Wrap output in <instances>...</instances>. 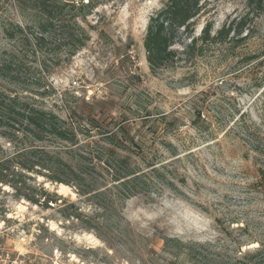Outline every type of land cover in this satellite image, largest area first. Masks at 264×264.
<instances>
[{"label": "rangeland", "instance_id": "obj_1", "mask_svg": "<svg viewBox=\"0 0 264 264\" xmlns=\"http://www.w3.org/2000/svg\"><path fill=\"white\" fill-rule=\"evenodd\" d=\"M167 1L100 0L80 22L90 37L85 47L74 55L66 48L59 50L65 41L62 30L55 29L45 35L47 49L37 56L44 54L47 59L43 76L54 88L47 99L65 120L70 119L69 109L77 117L98 113L107 122H129L136 134L148 114L150 126L161 123L159 114L177 113L182 122L179 133L165 138L179 146L190 145L193 153L176 164L182 176L175 178L176 189L165 187L151 197L118 204L110 216L74 187L42 176L34 180L50 192L48 208L16 199L14 190L4 188L0 203L9 212L0 214V264H167L170 256L163 251L162 240L166 236L211 242V250L230 264H249V254L259 248L254 239L264 248V200L251 188L242 193L258 180L264 158L257 160L238 135L222 137L224 129L218 131L219 144L208 146L190 125L193 112L188 104L198 92L206 91L205 116H220L227 122L239 110L246 112V119L264 123V0H199L202 16L197 34L206 21L216 31L232 20L244 19L247 27L254 28L253 37L224 56H199L195 63L180 62L154 73L144 39L150 18ZM28 15L12 0H0V48L10 43L3 24L27 27L32 23ZM33 34L38 35L29 30L28 35ZM254 54L260 56L247 61ZM158 148L165 152L161 144ZM250 194L258 199L248 207L252 218L248 230L241 231L228 222L224 205L231 202V210L238 209ZM95 228L101 229L105 241ZM89 236L99 242L89 241Z\"/></svg>", "mask_w": 264, "mask_h": 264}, {"label": "trees", "instance_id": "obj_2", "mask_svg": "<svg viewBox=\"0 0 264 264\" xmlns=\"http://www.w3.org/2000/svg\"><path fill=\"white\" fill-rule=\"evenodd\" d=\"M99 1L12 0L23 15H30L32 23L27 27L14 22L2 26L10 43L0 48V192L6 191L7 186L14 190L16 199L48 208L51 194L34 180L42 176L74 187L80 196L111 216L118 204L126 205L138 196L151 197L165 187L175 190V178H182L176 164L183 161V156L191 157L193 151L190 145L179 146L165 138L179 133L182 122L175 112L159 114L161 123L150 126L152 116L148 114L136 134H132L129 122H107L98 113L77 117L76 111L69 109L70 119L65 120L55 112L56 104L47 99L54 88L43 76L48 71L47 59L44 54H37L47 49L45 35L55 29L62 30L61 39L65 41L58 45L59 50L66 48L69 55H74L85 47L90 37L80 22L87 19ZM198 5L199 0H168L150 18L144 47L154 73L180 62L195 63L199 56H224L253 37L254 28L247 27L244 19L232 20L216 31L214 24L206 21L197 34V22L202 16ZM29 30L38 35L29 36ZM259 56H247V61ZM207 94L198 92L188 103L193 112L190 125L201 139L208 146L219 144L218 131L224 129L222 137L238 135L248 152L255 154L257 160L263 159L264 123L246 119V112L239 110L227 122L220 116H205ZM159 144L165 152L160 151ZM182 151L184 155L180 154ZM258 176L242 193L251 188L264 200L263 166L258 168ZM244 199L238 209L231 210V202L224 205L228 206L224 212L231 219L228 222L238 225L241 231L248 230L252 220L248 207L258 198L250 194ZM8 210L7 205L0 203V214L6 216ZM95 229L105 241L101 229ZM162 240L163 251L170 256L167 264H230L211 250V242L168 236ZM252 243L259 244V248L249 254V264H264L262 242L254 239Z\"/></svg>", "mask_w": 264, "mask_h": 264}, {"label": "bare ground", "instance_id": "obj_3", "mask_svg": "<svg viewBox=\"0 0 264 264\" xmlns=\"http://www.w3.org/2000/svg\"><path fill=\"white\" fill-rule=\"evenodd\" d=\"M65 189H68L67 187L63 186ZM5 188H8L7 186ZM91 235V234H90ZM86 238V237H85ZM88 240L91 241V242H99L98 239L94 238L93 236H89L88 237ZM90 242V243H91ZM92 244V243H91Z\"/></svg>", "mask_w": 264, "mask_h": 264}, {"label": "built area", "instance_id": "obj_4", "mask_svg": "<svg viewBox=\"0 0 264 264\" xmlns=\"http://www.w3.org/2000/svg\"><path fill=\"white\" fill-rule=\"evenodd\" d=\"M37 264H45V263H37Z\"/></svg>", "mask_w": 264, "mask_h": 264}]
</instances>
